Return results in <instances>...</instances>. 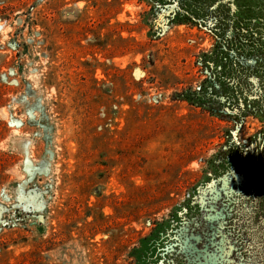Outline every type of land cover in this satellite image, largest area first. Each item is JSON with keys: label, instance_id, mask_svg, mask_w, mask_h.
<instances>
[{"label": "rangeland", "instance_id": "obj_1", "mask_svg": "<svg viewBox=\"0 0 264 264\" xmlns=\"http://www.w3.org/2000/svg\"><path fill=\"white\" fill-rule=\"evenodd\" d=\"M0 264H264V0H0Z\"/></svg>", "mask_w": 264, "mask_h": 264}]
</instances>
